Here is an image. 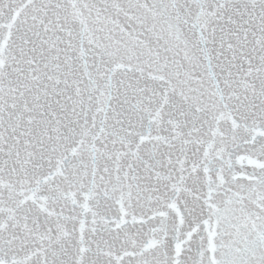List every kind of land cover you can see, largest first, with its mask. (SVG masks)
Wrapping results in <instances>:
<instances>
[{
  "label": "snow or ice",
  "instance_id": "obj_1",
  "mask_svg": "<svg viewBox=\"0 0 264 264\" xmlns=\"http://www.w3.org/2000/svg\"><path fill=\"white\" fill-rule=\"evenodd\" d=\"M0 264H264V0H0Z\"/></svg>",
  "mask_w": 264,
  "mask_h": 264
}]
</instances>
